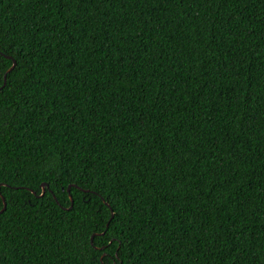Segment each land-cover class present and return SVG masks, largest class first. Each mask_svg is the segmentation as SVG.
Returning a JSON list of instances; mask_svg holds the SVG:
<instances>
[{
  "label": "trees",
  "instance_id": "trees-1",
  "mask_svg": "<svg viewBox=\"0 0 264 264\" xmlns=\"http://www.w3.org/2000/svg\"><path fill=\"white\" fill-rule=\"evenodd\" d=\"M0 193V264H264V0H0Z\"/></svg>",
  "mask_w": 264,
  "mask_h": 264
},
{
  "label": "water",
  "instance_id": "water-1",
  "mask_svg": "<svg viewBox=\"0 0 264 264\" xmlns=\"http://www.w3.org/2000/svg\"><path fill=\"white\" fill-rule=\"evenodd\" d=\"M8 58H11L12 59V64H11V66L6 70V72H5V74H4V77H3V84H2V86L5 84V82H6V73L7 72H9V71H11L13 68H14V66H15V64H16V60L14 59V58H12L11 56H9V55H6ZM47 184L45 183V182H43V183H41V193L40 194H38V196H41V195H43V193H44V191H45V186H46ZM67 190H68V194H69V199H70V202H71V205H72V202H73V199H72V196H71V194H70V185L67 187ZM32 192H34L33 190H31ZM35 193V192H34ZM0 195H1V198H2V201H3V207L1 208V210H0V212H2V211H4L5 210V208H6V205H7V202H6V200H5V198H4V196L0 193ZM54 196V195H53ZM55 198V197H54ZM56 199V198H55ZM58 202V201H57ZM108 204V203H107ZM113 216V212L111 211V217ZM93 235L94 234H92L91 235V237H90V239H91V242H92V238H93Z\"/></svg>",
  "mask_w": 264,
  "mask_h": 264
}]
</instances>
